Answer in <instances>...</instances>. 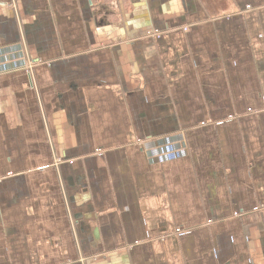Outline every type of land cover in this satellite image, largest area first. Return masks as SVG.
<instances>
[{
    "label": "crops",
    "instance_id": "obj_1",
    "mask_svg": "<svg viewBox=\"0 0 264 264\" xmlns=\"http://www.w3.org/2000/svg\"><path fill=\"white\" fill-rule=\"evenodd\" d=\"M0 264H264V0H0Z\"/></svg>",
    "mask_w": 264,
    "mask_h": 264
},
{
    "label": "built area",
    "instance_id": "obj_2",
    "mask_svg": "<svg viewBox=\"0 0 264 264\" xmlns=\"http://www.w3.org/2000/svg\"><path fill=\"white\" fill-rule=\"evenodd\" d=\"M248 8H250V7H248ZM152 35L155 36V37H157V38H159V37L161 36V33H159V32H154V34H152ZM177 233L180 234V233H181V230H178Z\"/></svg>",
    "mask_w": 264,
    "mask_h": 264
}]
</instances>
